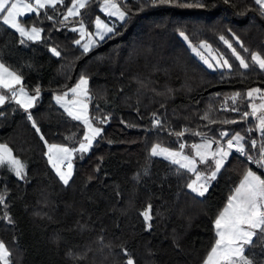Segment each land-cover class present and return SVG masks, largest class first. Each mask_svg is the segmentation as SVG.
Listing matches in <instances>:
<instances>
[{"label": "trees", "instance_id": "1", "mask_svg": "<svg viewBox=\"0 0 264 264\" xmlns=\"http://www.w3.org/2000/svg\"><path fill=\"white\" fill-rule=\"evenodd\" d=\"M103 1L88 0L67 20L72 0L22 18L42 29L36 41L20 36L0 14V61L18 71L33 93L39 89L30 109L15 101L0 107V145L24 164L23 178L0 164V241L9 264H204L218 213L246 171L256 167L232 154L200 196L187 187L196 172L151 149L159 144L179 150L186 140L184 150L193 153V144L209 140L200 134L227 132L228 139L245 137L247 156L260 155L264 133L251 115L255 98L247 94L259 89L264 96V69L251 61L256 53L264 58V10L254 0H113L125 20L85 51L76 43L75 26L86 21L94 29L96 15L109 20ZM181 32L194 45L210 44L232 67L210 69ZM80 75L88 79L102 131L90 151L66 160L72 175L64 184L49 160V145L78 148L86 129L55 95ZM200 166L206 175L215 171L211 157ZM246 255L260 264L264 247L257 242Z\"/></svg>", "mask_w": 264, "mask_h": 264}, {"label": "snow or ice", "instance_id": "2", "mask_svg": "<svg viewBox=\"0 0 264 264\" xmlns=\"http://www.w3.org/2000/svg\"><path fill=\"white\" fill-rule=\"evenodd\" d=\"M106 9L111 8L115 9L112 12L113 15H117L120 20H125L126 13L120 11L118 5L115 3H110V0H104ZM172 0H159V3H171ZM254 2L264 10V0H254ZM35 8L32 4L22 3L21 0H0V14L2 15V21L4 24L9 25L11 28L16 29L20 36L27 37L28 40H38L40 39V33L42 29L32 27L30 30H26L24 27H21L18 23V18L26 10L28 13L36 12L39 13L40 9L46 7L55 8L57 3H63V0H34ZM86 0H72V6L67 9V15L64 17L65 20L69 16H76L79 14V9L85 7ZM203 6V5H199ZM51 19V17H49ZM107 32H112V28H107ZM230 31V30H229ZM99 35V33H97ZM181 36H184L187 39V36L183 32L180 33ZM103 39V36H100ZM221 40H224L228 47L231 48V44L224 39L223 36L220 37ZM237 39H239L237 37ZM24 40H21L20 43H24ZM76 43H79L77 41ZM92 41H89L91 44ZM89 44H85L84 50L88 51ZM201 47H206L210 49L209 45L201 44ZM52 51L56 55H60L59 52H56L55 49ZM193 51H197L196 48H193ZM233 53L236 54L237 58L240 61V65L243 68H248L249 63L239 56L238 53H235V49H232ZM245 51H247L245 49ZM251 61L253 66H258L260 69H264V58L259 54H253L251 56ZM208 62L207 60L205 61ZM216 63L219 67L231 68L232 65L228 63L227 60L217 59ZM209 67H212V64H209ZM21 83V77L16 75V73L9 71L5 66L0 63V85L4 88H12L15 84ZM87 80L81 79L80 83L76 88L71 89V91L76 94L78 89H81V85H86ZM83 95L86 97V89L81 90ZM254 91H259L254 90ZM20 92L22 95L24 89L21 87ZM36 96L28 97L26 101H18L23 105L25 109L32 107L33 101L39 95V89L35 90ZM15 92H13V97H15ZM67 93H65V96ZM239 93H236L231 99L234 101L239 96ZM249 97L252 96V92L247 94ZM7 98L3 95H0V105H2ZM58 102L63 101V97L58 96ZM77 103V102H73ZM80 103L82 108L81 112H74L71 108H67L69 115L73 116L77 120H83L87 125V133L84 136V142H81L79 149H68L66 147H60L56 145L49 146V152L51 153L53 149H56L58 154H63L60 156V159H68L73 151L87 152L93 144V141L97 136L100 135L102 129L98 127H93L92 123L87 116V105ZM260 109H264V104L260 105ZM236 109H233L235 111ZM259 109L253 105L251 115L256 117L259 121V128L262 133H264V112L260 115H257ZM250 114L248 112L243 113L244 117H248ZM31 120V115H29ZM156 125H160V121L157 119L155 121ZM35 125V121H33ZM39 131V129H37ZM184 133H177L178 136H182ZM221 136H227V132L220 134ZM245 137L241 136L239 133L235 134L231 139L227 141V148L229 151H225L221 147H217L215 152H209L208 149L211 148V145L215 142L213 140H207L204 144L201 145H192L191 147L195 149V155L200 158L202 163H207L209 156L214 160L215 171L211 173L210 177H205V180H212L216 178L217 172L224 166L225 159L229 156L230 151L235 149L236 152L246 153V147L244 143ZM180 149L183 150L185 145H179ZM251 147L256 148L257 142L255 140L251 141ZM260 155L256 158L248 156V159L255 165L258 166V169H264V143H261L259 146ZM151 152L153 155L165 156L170 159L173 163L180 164L181 167L187 169L191 172H197L196 169V160L188 156H184L182 151H173L169 148L161 147L157 144L152 149ZM49 160L53 163V167L56 168L60 179L64 184L69 182L71 178L72 165L69 162L67 167V172H61L58 164L55 162L52 155H49ZM5 161L11 164L15 174L17 176H22L24 169L23 164L18 160L12 157L11 149H8L6 145H0V164H3ZM201 178L200 174L197 173L196 180L187 187L191 188L194 192H197L198 195L204 196L207 192V186L205 184H200L197 186V181ZM4 197L0 196V201H3ZM146 219H150V216L147 212L144 213ZM214 230L216 239L213 246L211 247L208 255L204 260V264H257L254 257L246 255V251L252 249L256 246V243L259 242L261 247H264V178L257 175L255 171L249 168L243 176V179L240 181L239 185L233 190L232 194L228 197L225 207L217 215V218L214 221ZM10 253L3 243L0 241V264H9ZM127 264H134L132 259H129ZM260 264H264V261H261Z\"/></svg>", "mask_w": 264, "mask_h": 264}, {"label": "rangeland", "instance_id": "3", "mask_svg": "<svg viewBox=\"0 0 264 264\" xmlns=\"http://www.w3.org/2000/svg\"><path fill=\"white\" fill-rule=\"evenodd\" d=\"M88 0H86V3H87ZM113 1V0H112ZM11 2H15V0H11ZM22 3H29V4H32L33 7L35 8V3H34V0H21ZM115 2V1H114ZM85 3V5H86ZM72 4L69 6L71 7ZM48 8V7H46ZM44 8V9H46ZM103 10H104V13L106 15L109 16V20L108 19H105L103 16L101 15H96L95 16V19H94V23H95V27L94 29H90L88 26H87V23L86 21H82L80 23H78L76 26H75V29L79 32L80 34V38H79V43L81 44V47L84 49V45L85 44H89V41L91 40L92 43L89 44V49L90 50L92 47L98 45L99 43H101L111 32H107L106 29L107 28H112L114 30L115 28V24L118 22V21H121L119 19V17L117 15H113L112 12L115 11V9H111V8H107L106 9V5H105V2L102 4V7H101ZM44 9H40L41 10H44ZM81 9H79V14L81 12ZM101 9V10H102ZM33 13H36V12H32V13H28L26 10L24 11V13L21 15V17L18 18V23L20 24L21 27H24L26 30H30L32 27H36L38 29H41L40 27L38 26H29L27 25L23 20L22 18L30 15V14H33ZM78 14V15H79ZM67 15V13H66ZM65 15V16H66ZM69 17H73V16H69ZM68 17V18H69ZM9 26V25H8ZM10 27V26H9ZM13 29V28H12ZM15 31H17L16 29H14ZM18 32V31H17ZM19 33V32H18ZM99 33V35L97 34ZM103 36V39L100 38V36ZM42 37V31L40 33V39ZM184 38V36H182ZM27 39V37H24ZM39 40V39H38ZM184 40L187 42V44H189L192 48V51H193V48H196L197 51H193L196 55H198L201 60L209 67V64H212V67H209L210 69L212 70H226V69H229L227 67H219V65L216 63V60L219 59L221 60V62L223 60H227L220 52H218L217 50H215L210 44L207 43V45L210 46V49L209 48H206V47H201V44H206V42H202L200 43L199 45H194L190 42L189 38L187 37V39L184 38ZM33 41H36V40H33ZM57 52V51H56ZM258 54V53H256ZM260 55V54H259ZM261 56V55H260ZM208 61L207 63L205 61ZM228 61V60H227ZM229 63V61H228ZM230 64V63H229ZM5 66V68H7L9 71L11 72H14L16 73V75L20 76L21 77V83L20 84H15L13 85L12 88H4L2 85H0V95H3L5 96L7 99L5 100V102L2 104V105H6L8 102H11V101H15L17 103H19L18 101H26L28 97H32V96H36V93H33L28 84L25 83L22 75L16 71L15 69L11 68L10 66L6 65V64H3ZM86 79L87 80V84L86 85H81V89H78L77 90V93L74 94L71 89L73 88H76V86L80 83L81 79ZM21 87L24 89V93H26V95H22L21 92H20V89ZM82 89H86V92H87V96L85 97L83 95V92L81 91ZM254 90H257V89H253L251 90L252 92V97L255 98V101H254V105L258 108V105L260 104L261 101H264V96L261 95V92L260 90L257 92V91H254ZM13 92H15V97H13ZM65 93H67V95L65 96ZM264 93V92H263ZM60 96V97H63V101L61 102H58L57 101V97ZM89 96H90V93H89V89H88V79L87 77H85L84 75H80L77 82L75 83V85L71 86L66 92H63V93H57L55 95V99L56 101L58 102V104L64 108L66 111H67V108H71L74 112H81L82 111V108L80 107V103L79 102H82L83 104H86L87 105V116H88V119L90 120V122L92 123V126L93 127H98V128H101L100 125L95 121V117L92 113V105H91V102H90V99H89ZM38 96L36 97V99L33 101V104H32V107L36 104V100H37ZM77 102V103H73V102ZM21 104V103H19ZM22 105V104H21ZM67 105V108L66 106ZM23 106V105H22ZM30 107V108H32ZM30 108H27V109H30ZM259 115L262 113V111L259 109ZM264 112V111H263ZM68 113V111H67ZM69 114V113H68ZM73 117V116H72ZM84 125H85V129H86V132L85 134L87 133L88 129H87V125L83 122V120H80ZM258 122V126H259V121L257 120ZM102 129V128H101ZM260 129V128H259ZM98 138V136L95 138V140ZM95 140L93 141V144L95 142ZM183 141H186V140H183ZM84 142V140L82 141ZM187 142V141H186ZM206 141H203L202 143L200 144H197V145H201V144H204ZM184 143V142H183ZM92 144V146H93ZM51 145H56V146H60V147H66L68 149H79L78 148H73L69 145H66V144H61V143H53ZM49 145V146H51ZM186 145V144H185ZM194 145V144H193ZM161 147H164L161 145ZM92 148V147H91ZM91 148L88 150L90 151ZM164 148H167V147H164ZM9 149V148H8ZM173 150V149H171ZM87 151V152H88ZM173 151H182V154L184 156H188L190 158H193L196 160V169H197V172H196V177H197V173L200 174L201 178L199 181H197V186H199L200 184H205L207 186V189L209 188V186L212 184L213 182V179L212 180H205V177H210L211 175H206L205 173V170L207 168H201L200 164L202 163L200 161V158L197 157L195 155V149H193V153L190 152V151H187L186 149L184 150H173ZM209 152H213V150L210 148L208 149ZM55 162L58 164V166H61L63 167L64 169V172H67L68 171V167H64V162L66 161V159H63L61 160L60 159V156L63 155V154H58L57 150L56 149H53L52 152L50 153ZM11 155L12 157H14L15 159H18L16 158L13 153L11 152ZM75 155H76V151H73L71 152V155L69 156V158L67 160H71V161H74V158H75ZM160 156V155H158ZM160 157H163V158H166L165 156H160ZM210 157V156H209ZM168 159V158H166ZM19 160V159H18ZM170 160V159H169ZM22 164L23 162L21 160H19ZM6 163H8L7 161H5ZM10 165V167L12 168L11 164L8 163ZM205 164V163H204ZM24 166V164H23ZM208 166V165H207ZM13 169V168H12ZM24 170V169H23ZM61 171V170H60ZM71 172H72V169H71ZM196 180V178H195ZM194 180V181H195ZM6 246V245H5ZM9 259V258H8ZM10 260V259H9Z\"/></svg>", "mask_w": 264, "mask_h": 264}, {"label": "built area", "instance_id": "4", "mask_svg": "<svg viewBox=\"0 0 264 264\" xmlns=\"http://www.w3.org/2000/svg\"><path fill=\"white\" fill-rule=\"evenodd\" d=\"M257 115H259V112H257ZM252 118L254 119V120H256V117H254V116H252ZM157 120V119H156ZM184 134H185V131H182ZM221 133H223V132H221ZM220 133V134H221ZM200 135H202V136H204V137H206V138H208L209 140H213V141H215V143H217L218 145H219V147H221V148H223L225 151H229L228 150V148H227V141L229 140V139H231V138H227V136H221V135H219V136H214V135H211V134H200ZM184 143V145L185 144H187V142L186 141H183ZM232 154H235V155H238V156H241V157H247V160L251 163V164H253L249 159H248V156H247V154H244V153H239V152H236L235 151V149H232L231 151H230V154H229V156H231ZM228 156V157H229ZM68 161H66L65 162V165H68ZM257 169H258V166L257 165H255V164H253ZM259 171H260V173L262 174V176H263V178H264V169H258Z\"/></svg>", "mask_w": 264, "mask_h": 264}, {"label": "crops", "instance_id": "5", "mask_svg": "<svg viewBox=\"0 0 264 264\" xmlns=\"http://www.w3.org/2000/svg\"><path fill=\"white\" fill-rule=\"evenodd\" d=\"M103 3H104V1H103ZM102 3V4H103ZM110 3H115L116 5H118L116 2H114V1H112V0H110ZM101 7H102V5H101ZM118 7H119V5H118ZM102 9V8H101ZM119 9H120V11H123L120 7H119ZM102 11H104L103 9H102ZM124 12V11H123ZM0 63H2L1 61H0ZM2 64H4V63H2ZM261 104H264V101H261L260 102V104L258 105V108L260 109V105ZM1 106H3V105H0V107ZM262 112L264 111V109H260ZM211 149L213 150V152H215L216 151V149H213V147H212V145H211ZM67 160V159H66ZM253 171H255L256 173H257V175H259V176H261V178H263V176H262V174L260 173V171L256 168V169H252Z\"/></svg>", "mask_w": 264, "mask_h": 264}, {"label": "water", "instance_id": "6", "mask_svg": "<svg viewBox=\"0 0 264 264\" xmlns=\"http://www.w3.org/2000/svg\"><path fill=\"white\" fill-rule=\"evenodd\" d=\"M133 260V259H132ZM134 261V260H133Z\"/></svg>", "mask_w": 264, "mask_h": 264}]
</instances>
